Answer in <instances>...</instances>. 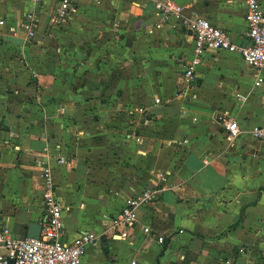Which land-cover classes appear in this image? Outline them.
<instances>
[{
	"label": "crops",
	"instance_id": "obj_1",
	"mask_svg": "<svg viewBox=\"0 0 264 264\" xmlns=\"http://www.w3.org/2000/svg\"><path fill=\"white\" fill-rule=\"evenodd\" d=\"M155 1L82 0L52 26L55 0H0V227L25 239L44 221V167L68 209L60 241L100 238L81 264H264V70L208 51L186 82L192 36ZM171 1L248 42L244 2ZM219 116L237 125L232 145ZM145 190L137 222L111 231Z\"/></svg>",
	"mask_w": 264,
	"mask_h": 264
},
{
	"label": "built area",
	"instance_id": "obj_2",
	"mask_svg": "<svg viewBox=\"0 0 264 264\" xmlns=\"http://www.w3.org/2000/svg\"><path fill=\"white\" fill-rule=\"evenodd\" d=\"M32 1L39 4L42 0ZM80 1L82 0H55L56 6L51 18L52 26L64 24L75 11V4ZM236 1L246 4L245 23L248 42L245 45H237L228 32L213 25L206 18L185 16L184 8L171 0L155 1L159 16L163 21H177L180 27L192 36L194 58L189 66H185L186 82L193 80L194 68L208 51L238 53L247 66L256 70H264V11L259 0ZM38 22L39 19L35 12H28L25 15L21 27L29 39L34 38V29ZM3 23L0 21V25ZM159 102V99L155 100V103ZM218 121L227 132L226 137L232 145V141L239 133L236 123L230 122L224 116H219ZM262 123L264 125V95ZM252 136L256 139H263L264 127L254 128ZM136 141L139 139L136 138ZM65 162V159L57 160L59 165ZM39 175L41 178L40 195L46 213L41 223L39 238L15 239L7 227H0V264H81L87 247L98 242L100 238L90 233H81L69 243L60 241L59 236L63 227L62 213L68 209L63 208L59 203L51 171L41 167ZM155 194L154 190H145L135 197L126 199L120 212L109 220V229L118 230L122 234L125 229L133 226L137 222L138 209L149 205ZM143 233L157 244H164V238L153 235L150 228L144 227Z\"/></svg>",
	"mask_w": 264,
	"mask_h": 264
},
{
	"label": "water",
	"instance_id": "obj_3",
	"mask_svg": "<svg viewBox=\"0 0 264 264\" xmlns=\"http://www.w3.org/2000/svg\"><path fill=\"white\" fill-rule=\"evenodd\" d=\"M41 231V224H32L28 228L27 237L30 239H38Z\"/></svg>",
	"mask_w": 264,
	"mask_h": 264
},
{
	"label": "trees",
	"instance_id": "obj_4",
	"mask_svg": "<svg viewBox=\"0 0 264 264\" xmlns=\"http://www.w3.org/2000/svg\"><path fill=\"white\" fill-rule=\"evenodd\" d=\"M236 228H237V225H233V226L230 227V229H229L228 231H229V232H230V231H234ZM228 231H227V232H228Z\"/></svg>",
	"mask_w": 264,
	"mask_h": 264
}]
</instances>
